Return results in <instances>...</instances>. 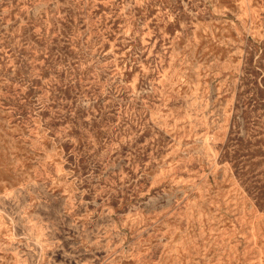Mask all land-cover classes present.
<instances>
[{
	"label": "rangeland",
	"instance_id": "rangeland-1",
	"mask_svg": "<svg viewBox=\"0 0 264 264\" xmlns=\"http://www.w3.org/2000/svg\"><path fill=\"white\" fill-rule=\"evenodd\" d=\"M0 264H264V0H0Z\"/></svg>",
	"mask_w": 264,
	"mask_h": 264
}]
</instances>
